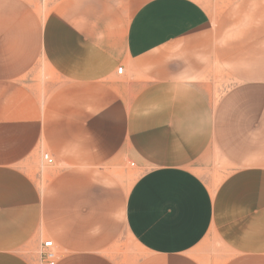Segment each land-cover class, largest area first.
<instances>
[{
    "label": "crops",
    "instance_id": "obj_1",
    "mask_svg": "<svg viewBox=\"0 0 264 264\" xmlns=\"http://www.w3.org/2000/svg\"><path fill=\"white\" fill-rule=\"evenodd\" d=\"M45 240L55 264H264V0H0V264Z\"/></svg>",
    "mask_w": 264,
    "mask_h": 264
},
{
    "label": "rangeland",
    "instance_id": "obj_2",
    "mask_svg": "<svg viewBox=\"0 0 264 264\" xmlns=\"http://www.w3.org/2000/svg\"><path fill=\"white\" fill-rule=\"evenodd\" d=\"M32 7L35 9L37 14L43 19L46 20L51 15L52 9L56 4V0H27ZM29 83H34L33 90L34 92H38L43 95L44 99L49 96L52 90L49 88V81L52 78H55L53 72H50V69L46 64H43L41 69L38 68V72L36 67L33 68L28 74ZM36 164L42 166L40 169L44 177H47L52 173L53 169H55V165H49L45 161H42L40 155L35 153ZM37 171V170H35ZM136 174V173H135ZM128 180L135 178L133 175L128 176ZM131 245V244H130ZM142 256V254H141ZM195 256V254H193ZM44 264V263H43Z\"/></svg>",
    "mask_w": 264,
    "mask_h": 264
},
{
    "label": "built area",
    "instance_id": "obj_3",
    "mask_svg": "<svg viewBox=\"0 0 264 264\" xmlns=\"http://www.w3.org/2000/svg\"><path fill=\"white\" fill-rule=\"evenodd\" d=\"M122 69L118 68L117 73L121 74ZM43 160L47 164H52V159L48 154H43ZM56 253L54 251V245L51 240H45L42 242L41 247H40V259L44 264H55L56 261Z\"/></svg>",
    "mask_w": 264,
    "mask_h": 264
}]
</instances>
